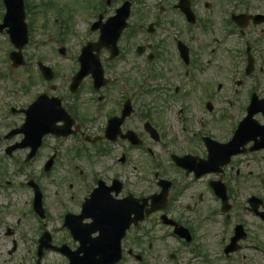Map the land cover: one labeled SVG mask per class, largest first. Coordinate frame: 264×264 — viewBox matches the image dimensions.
<instances>
[{
  "label": "flooded vegetation",
  "instance_id": "af4514ba",
  "mask_svg": "<svg viewBox=\"0 0 264 264\" xmlns=\"http://www.w3.org/2000/svg\"><path fill=\"white\" fill-rule=\"evenodd\" d=\"M129 1L127 27L118 42L120 54L114 61L103 60L104 72L110 79L107 85L96 90L92 79L87 77L86 83L72 90L71 76L68 74L75 68L61 66L57 54V63L52 68L53 84L49 90L32 93L31 84L21 90V99L17 101L12 98L10 89L0 85V189L11 184L8 168L17 153L22 154V159L13 160L17 165V175H24L23 167L38 156L41 157V177H47L64 166L71 176L69 180H53L55 189L52 193L53 207L55 210L58 207L62 209L59 217L63 220L66 213L74 216L82 214V204L93 192L111 190L114 199L130 192L124 181L131 178L124 170L130 164L125 162L129 161L131 151L142 153L145 162L138 160V164L132 166V173L141 169L143 180L149 181L152 177L157 184V191L159 181L169 180L168 199L162 211L155 212L141 224L130 228L125 239L120 242L121 258L112 264H185L186 257L183 259L180 255L185 253L183 247L194 246L196 227L202 228L201 224L206 219L208 224H213L209 229L215 230V193L211 189L215 180H221L231 187L228 182L233 180V175L229 173L235 169L238 179L243 181L241 186V182L237 181L236 186L248 188L253 185V188H258L250 194L260 198L256 199L260 204L264 203V148L250 149L258 144L254 140L264 137V0H169V4L167 0H151V3H143L142 9L139 8L141 0ZM93 6L99 9L100 14L97 16H101L104 21L108 16L105 2L99 0V3H90L87 6L89 16H93ZM44 7L41 5L39 8ZM122 39L129 43L123 44ZM93 53H96V49ZM97 53L100 58L108 55L105 48H100ZM64 55H68L67 51ZM129 59L136 61L129 62ZM122 62H125V66L118 68L117 65ZM146 70L154 80L163 78L166 85L162 84V89L158 90L157 87V91L150 92L153 83L147 81V76L138 73ZM64 72L65 76L62 75ZM166 74L170 75V79L164 78ZM214 76L221 78L216 84V91ZM206 77L213 83L206 86L196 84L197 80L201 82ZM58 79L62 80V84L56 83ZM196 87L201 92L205 91L202 98L191 91ZM222 91V94H218ZM156 93L162 99L160 106H168L183 136V144L178 147L174 138L170 139L169 145L163 141L161 123L164 111L156 107L159 104H155L153 97ZM39 95L46 98L33 105ZM49 97L54 99L49 100ZM147 97L150 99L147 100ZM193 102L203 112L202 117L196 119L195 128L191 126L196 115L191 108ZM203 102L206 107H203ZM215 103H225L227 107L221 114L215 115ZM41 114L45 115L47 121L55 123L59 136L44 135L37 147L35 124H25L28 119L39 120ZM206 114L211 119H205ZM113 117H120L119 129L123 133L132 130L140 143L131 145L125 139L117 138L111 142L103 138L106 123ZM146 121L155 128L153 133L145 130ZM114 122H118V119H114ZM99 123L101 126L97 128ZM93 125L96 131L91 130ZM235 130L239 132L235 145L248 141L241 146L245 149L244 153L232 156L230 163L218 173L207 172L197 176L207 157L205 138L225 143L232 138ZM94 137L98 138L92 141ZM159 142L166 149L165 156L156 153L155 145ZM33 148L36 150L28 158ZM172 155H189L190 159L179 167ZM256 158L261 164L259 172L253 176L251 173L257 166L251 160ZM80 162H86L88 173L85 174V170L78 166ZM240 166L252 170L247 169L244 173ZM45 167L48 171L44 170ZM160 171L163 172L162 176L157 173ZM226 172L228 175H225ZM259 178L261 183L256 181ZM116 179L122 182L120 186ZM35 181L42 193L45 218L49 215L44 205L48 190L41 184V179ZM132 186L133 189L138 186V181H133ZM177 186L180 188L175 192L173 189ZM27 187L33 196V190ZM194 189L191 192L194 194L182 199L186 191ZM203 193L213 196L209 195L213 205L205 207L206 213L199 215L203 210ZM67 205L68 209L64 210ZM161 215L167 219L161 218ZM238 215L231 214L228 222L224 219L227 228L242 218ZM254 215L259 218L257 214ZM168 219L187 230L189 242L173 233L174 224L166 223ZM198 221L201 222L199 225L196 224ZM84 222L89 223L90 218H85ZM156 225L160 226L158 229L162 233L155 234ZM59 230L63 233L58 236L49 231L47 244L77 250L79 242L70 231L62 226ZM39 231L41 235L46 230ZM97 234L91 233L90 237H96ZM167 237L175 238L181 246L178 244L172 249L166 243ZM94 243L89 241L85 248L92 250ZM37 245L38 238L35 239ZM239 253L234 252L225 257L234 255L237 258ZM59 254L65 264L67 258ZM261 257H264V251ZM241 258L244 264L245 255H241ZM259 263L264 262L261 260Z\"/></svg>",
  "mask_w": 264,
  "mask_h": 264
},
{
  "label": "rangeland",
  "instance_id": "374dc122",
  "mask_svg": "<svg viewBox=\"0 0 264 264\" xmlns=\"http://www.w3.org/2000/svg\"><path fill=\"white\" fill-rule=\"evenodd\" d=\"M34 1V0H32ZM30 1V2H32ZM121 0H117L115 3L118 4L120 3ZM140 5L139 8L142 9L144 8V4L143 3H151V0H141L139 1ZM168 4L170 3L169 0L166 1ZM54 6L58 7V6H63L64 8L66 7V11L65 13L70 15L71 17V29H70V43L72 45V47L75 48L77 47V43L79 41H82V37H86L89 38V35H87L86 33V16H84V14L86 13V11H84V14H82L80 11H76L74 10V8H78L79 6L81 7V1L80 0H54L53 1ZM79 7V8H80ZM78 8V9H79ZM39 9V8H38ZM107 15L112 14V11L110 8H107ZM71 10V11H69ZM74 10V11H72ZM36 13V12H35ZM40 13H42V15H40ZM53 11H40L37 10V14H35L36 18H35V23L36 25H34V28L31 29L29 31V38H30V43L28 45V48L24 51L25 55V60L29 61V64L26 67H17V68H12L10 66V62L6 63L3 65L2 64V57H5V50L3 51V49L10 47V45H6L3 41H2V37L0 36V74H3L4 72H6V78L5 80L0 78V84L1 83H7V87L8 89L10 87H14L17 85V83L20 84V82H23L22 80H24V76L27 74L26 70H30L31 72H29V74L34 75L36 74V61L41 60L43 61V63H45L46 65H49L50 67H54V64L56 63L55 59H54V55H53V51L51 50L50 46L52 47L53 45V41L51 39V36H47V33L44 31L46 28H48V31H52L50 23L48 25V27L46 28H40L39 26V21L45 22V21H49L50 17L52 16ZM37 17H41L44 19H40ZM36 19H38L39 21H36ZM88 21V19H87ZM94 35V34H93ZM92 35V36H93ZM91 37V36H90ZM91 39H96V38H91ZM51 42L52 45H50L49 47L47 46V43ZM126 42V43H125ZM73 43V44H72ZM122 43L123 44H127L129 42H127V40L122 39ZM131 44L133 42H130ZM27 56V57H26ZM129 62L132 61H136V60H132L129 59ZM138 61V60H137ZM118 68H120L121 66H125V62L120 63L119 65H117ZM133 66V65H132ZM131 66V67H132ZM117 70V67L113 69V73H115ZM26 72V74L24 73ZM110 71H108V73H112ZM138 73H140L139 75L141 76H147V81L149 80L150 82L153 83L154 86H161L162 84H165L163 78L159 79V80H154L152 79V77L150 76L151 73L148 72V70L145 72H141L139 71ZM150 74V75H149ZM61 74H59L60 77ZM216 76L213 77V79ZM164 78L166 79H170V75L166 74L164 76ZM200 78V76H199ZM201 79V78H200ZM220 81V77L215 78V81ZM40 82H38V85L36 87L32 88V93L35 91H38L41 89V84H39ZM213 83V80L206 78H203L201 80V82L199 83L200 86H206L207 84H211ZM19 84L15 87V89H20ZM166 85V84H165ZM201 89H197L195 88V92L196 95L200 94ZM216 91V89H215ZM224 91L218 93V94H222ZM20 92H14L12 93V98L19 101L21 99V95L19 94ZM205 94V91L202 93V95ZM226 94V93H224ZM194 95V94H193ZM156 100V103H159L160 101H162V99L159 97V95L156 93L155 96H153ZM202 97V96H201ZM216 98V97H215ZM150 97H147V100H149ZM161 103L157 104L156 107H161L160 106ZM227 105L225 103H215V115H219L223 112V109H226ZM162 110L164 111V117H163V121H162V131H163V141L165 144L169 145L170 139L174 138L177 141L176 147L180 146L182 143V138L183 136L181 135V133L179 132V130L176 127L174 118L172 116V113H170V110L168 109V106H164L162 105ZM191 108H193L196 112L195 118L192 121V127L195 128V126L197 125V121L196 119L199 117H202L201 115L203 114L202 110L200 109V107L196 106V104L193 102L191 103ZM194 115V114H193ZM205 119H211L209 115L206 114ZM97 128H99L101 126V124H97L96 125ZM94 125L92 126L91 130L96 131V128H93ZM14 139V138H13ZM162 141V140H161ZM162 141V142H163ZM49 143H51V140H48ZM161 142V143H162ZM157 143L155 145L156 147V153L157 154H163L165 156V151L166 149L163 148L162 144ZM172 150V148H171ZM17 153V152H16ZM15 153V154H16ZM131 157L129 158V161L127 160L125 163H129L130 165H126L124 170L126 171V174H129V176L131 178L129 179H125L124 181L128 180V184L127 187L128 189H130L133 192H139V191H145V192H149L152 191L156 188L155 185H148L144 182V180L142 179V171L141 169L135 170L132 173V166L133 165H137L138 164V160L143 163L145 162V157L142 153H135V152H130L129 154ZM119 156V153L116 154V157ZM15 159H22V154H16V156L14 157ZM242 159V158H241ZM239 159V161L241 160ZM22 161V160H21ZM20 161V163H21ZM239 161H237V163H239ZM79 164V163H77ZM82 167H85V173L89 172V169L87 170V166H86V162H80ZM20 167L21 164H20ZM41 157H36L30 164L26 165V167H23V169L25 170V174L24 175H14V170H15V165L12 163L11 165H9V174H10V178L12 180V188L10 190L11 195L7 198H0V205L1 206H5V211L3 215H0V264H22L24 261H27L31 259V257H33L35 255V250L33 249V245L34 243L31 242L30 240L32 238H34L36 236V228L38 226V222L37 219H35L33 217V215H30L31 212L28 210V208H30V197H31V192L29 193L27 188H24L25 186V182L28 179L27 176H33L36 177L38 179H41V184L47 187L48 190V199L47 201L49 202L50 205L54 204V199L52 198L53 196V190L55 189V185L53 184L54 181L53 180H63L65 177H70L71 175L67 173L66 170H68L67 168H64V166H61L59 168V170H55V172H52L51 175H49L48 177H41L40 178V174H41ZM242 172H244L247 169L252 170L251 168H246L244 166H240ZM255 168H253L254 170ZM235 169H233L232 171H230V175H233V180H231L230 182H228L231 187H232V198L230 200L231 205H233V203L235 202L237 205H241L242 203H244V197L249 195L250 193L254 192L255 190H257L258 188H253V185H249L248 188L247 187H238L236 186V182H241L239 183V185L241 186L243 183V181H240V179H238L237 175L234 172ZM241 172V174H242ZM245 173V172H244ZM174 175V173H171ZM170 175V174H169ZM225 175H228V173L226 172ZM150 176V175H148ZM152 178V177H151ZM177 180L180 181L179 178H177ZM133 181H138V186H136L133 189L132 186V182ZM180 187L177 186L175 189H173L175 192L178 191ZM195 191L194 190H188L184 193L182 199H186L189 196H191L194 193H191ZM196 193V192H195ZM210 196L207 193H203V200H202V205H203V210L199 215H203V213H206L205 211V207L209 206L212 207V202L209 199ZM182 200V202H183ZM219 202H215V209L218 208ZM61 208H57L56 210L54 209V207L49 206L48 207V212H49V217L48 219H46L47 221H44V223L46 224L45 227H57V223H58V214L61 212ZM3 213V212H2ZM232 213V211H231ZM224 213H220V211L215 212V230H210V227H213V224H208L209 221L208 220H204V225L201 224L202 228H197L196 227V243L195 245L200 248L205 254L206 257L213 260L215 264H239V262H235L232 260H226L224 257V254H222L221 252V247L218 245L217 240L219 239V233H220V226L218 225V219H221ZM198 216V215H197ZM245 221L248 224V229L250 230L249 232V237L246 240V245L248 244H255V245H259L264 250V228L260 225L259 221L256 218H252L249 216H246ZM201 222H196L197 225H199ZM6 227H10L11 228V233L6 234L4 232ZM9 228L6 229V231H8ZM161 232V231H160ZM159 232V233H160ZM12 241H15L16 243V248L14 250H12ZM167 244L173 249L176 246V242L173 241V239H167ZM35 248V247H34ZM184 250V248H183ZM185 251V250H184ZM196 251V250H195ZM48 255L46 257V259H44L43 264H60L62 263V259L61 257L56 254L55 252H47ZM198 254H193L191 251H185V253H182L180 256L183 257V259L185 257H192V256H196L197 258H195L194 260H192V262L195 264L196 261L200 262V256L202 254H200L199 252H197ZM242 254L245 255V259H243V263L245 264H258L261 260L264 262V258L261 257L260 253L253 251L252 249H244L242 252ZM36 257V255H35ZM232 257V256H231ZM230 257V258H231ZM35 260H32L31 263H34ZM239 261L241 262L240 264H242V259L239 258ZM235 262V263H234ZM30 263V264H31Z\"/></svg>",
  "mask_w": 264,
  "mask_h": 264
},
{
  "label": "water",
  "instance_id": "95a60500",
  "mask_svg": "<svg viewBox=\"0 0 264 264\" xmlns=\"http://www.w3.org/2000/svg\"><path fill=\"white\" fill-rule=\"evenodd\" d=\"M8 4H10L11 2L9 0H7ZM9 11V9H8ZM10 11H15L13 9L10 8ZM10 11L8 12L7 16H6V19H10V16L11 18H13V14H11L9 16V13ZM18 11H21V7L19 6L18 7ZM18 22H19V27L17 28L16 26H13L12 29L10 30V33H11V37H12V40L15 41L17 47H21L25 42H26V30H25V27L23 26L22 24V15L18 16Z\"/></svg>",
  "mask_w": 264,
  "mask_h": 264
}]
</instances>
